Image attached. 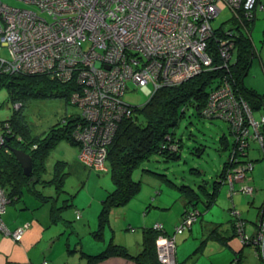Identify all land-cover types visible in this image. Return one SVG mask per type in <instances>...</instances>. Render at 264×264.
Instances as JSON below:
<instances>
[{"label": "built area", "instance_id": "2783aa9c", "mask_svg": "<svg viewBox=\"0 0 264 264\" xmlns=\"http://www.w3.org/2000/svg\"><path fill=\"white\" fill-rule=\"evenodd\" d=\"M19 1L29 6L0 0V43L8 51L7 58L0 61L1 72L46 71L77 82L79 89L69 97V102L80 109L73 135L79 146L78 158L96 170L106 169L107 145L118 122L133 111L122 98L128 82L144 88L149 95L158 87L204 70L227 69L235 56L236 29L223 27L217 32L212 20L228 7L232 13L227 20L236 18L241 30L249 32L245 21H254L257 11H264L263 0ZM213 55L221 59L220 63ZM232 87L227 79L211 90L202 112L230 119L242 141L253 131L264 154V135L259 131L264 116L255 119ZM244 116L252 131L246 127ZM252 167V161L231 167L226 175L230 187L233 174L236 179L246 177L248 182L242 187L249 193L253 189ZM8 202L0 186V230L20 240L23 227L9 229L2 219ZM231 213L238 220L237 234L246 242L249 236L238 219L240 212L232 208ZM195 217L193 212L185 214L176 231L190 226ZM153 227L162 229V222H154ZM250 241L264 264V201ZM175 248L173 235H158L156 253L160 262L175 264ZM40 264L50 263L44 259Z\"/></svg>", "mask_w": 264, "mask_h": 264}, {"label": "trees", "instance_id": "16d2710c", "mask_svg": "<svg viewBox=\"0 0 264 264\" xmlns=\"http://www.w3.org/2000/svg\"><path fill=\"white\" fill-rule=\"evenodd\" d=\"M15 1L20 2L22 6H29L22 1ZM256 19L257 16L252 22L245 21L249 32L241 30L239 20L233 17H230L229 20L226 19L227 26L224 23L216 26L217 32H221L223 27H233L236 29L237 36L235 35L234 38L235 56L229 60L227 69L221 67L207 69L181 82L158 87L141 104L133 105L127 102L133 108V111L131 115L123 117L118 122L117 128L107 145L106 166L112 179V188L107 190L103 199L98 213V226L94 232L100 234V230L102 232L104 225L108 224L109 214L114 211V208L125 204L139 189L140 180L132 177V171L135 166L147 160L153 153L159 154L164 161L181 159L182 139L180 136H176L174 128L178 125L180 118L184 116L185 110L189 107L194 109L193 115L224 120L228 125L229 135L232 137L230 139L226 132L218 137V148L220 151H226V155L223 157L221 165L212 181L202 178L201 182L197 183L196 188L189 183L177 185L181 190L184 200V208L181 212L182 217L189 212L201 214V211L197 208L198 202L203 201L209 207L217 200V196L224 187L225 194L230 199H232L234 192H245L242 186L248 182L247 178L236 179L233 174L232 187H230L226 180V175L231 173L232 168L226 169V167H237L238 164H243L244 166L246 162L252 161L253 167L250 170V175H252L256 160L263 153L259 141L252 135L251 125L247 123L246 116H244L245 124L247 123L246 127L252 132L250 133L251 135L242 141V138H237L236 125L230 119H225L222 116L209 117L204 115L202 110L207 105L210 91L222 85L223 81L229 79L235 96L242 98L246 102L254 118L258 120L261 116H264V114H261L260 117L254 115L255 109L264 105V93L245 83V76L248 74L253 54L255 53L251 33ZM213 56L214 61L220 63L221 59L217 55ZM5 58L7 57H0V61ZM1 85L7 86L9 91L8 99L13 102V113L7 117L0 118V136L3 138V141L0 143V186L4 190L9 202L17 196L22 197L27 191L31 192L36 200L40 199L39 205H41L43 200L45 201L46 197L52 198L51 213L54 214L53 219L55 221L61 220L65 224L70 223L72 219L64 218L62 211L73 205L71 199L76 194V191L71 193L65 188L66 178L71 173L70 167L72 165L66 160L56 159L52 163L53 167L51 168L50 176H45L48 172L47 159L60 141L65 140L74 145L78 144L74 139L73 127L79 119V113L75 115L68 114L61 121L49 125L44 131L35 133L32 125L27 121L25 115L22 114L21 109L19 110V107H15L14 104L19 103V105H22L23 98L28 95L59 96L67 101V103H70L69 97L73 90L79 89V86L74 79L64 80L62 77L51 72L9 73L8 71L1 72L0 67ZM263 126L264 123L261 124L259 131L264 135ZM252 142L255 143V146L252 145ZM199 145L201 146H196L197 150L199 152L204 151V144L200 143ZM11 147L21 148L31 154L33 166L30 175L24 174L20 163L10 150ZM251 149L256 150V156H251ZM78 162L84 168H89L96 172L101 171L87 166L79 158ZM144 169L157 175H162L166 179L164 172L153 171L148 168ZM196 170L199 174L198 168ZM37 183L40 184L38 187ZM251 184L255 193L256 185L252 182ZM45 185L52 186L53 193L45 195L42 190L45 188ZM58 197L60 198L59 202H55ZM232 208H235L233 201L228 207L230 213L229 229L221 230L219 224L205 228L204 223H201L203 229H205V233H203L200 244L193 251L195 254L200 250L204 242L214 235L227 242L230 236L235 233L237 234L236 222L238 220L231 213ZM78 216L79 214H77ZM238 219L244 221L241 215H239ZM197 220L199 218L196 216L190 226L183 228L179 232L175 229L172 233H166L163 227L160 230L153 226L142 227L141 248L136 253H131L124 244L110 240L101 252L97 254H85L87 255V264H95L97 260L110 255L127 256L138 264H164L160 262L156 253V239L158 235H173L175 247H177V233H182L184 229L190 228L192 223ZM256 224L257 218L255 226ZM251 236L247 238L246 242L243 241V243L251 244L255 248V245L250 241ZM240 253L241 250L237 252L234 256L235 258L229 264H242ZM188 257H190V254L183 260L179 261L176 259L175 264H192L187 260Z\"/></svg>", "mask_w": 264, "mask_h": 264}, {"label": "rangeland", "instance_id": "374dc122", "mask_svg": "<svg viewBox=\"0 0 264 264\" xmlns=\"http://www.w3.org/2000/svg\"><path fill=\"white\" fill-rule=\"evenodd\" d=\"M7 2L22 6L20 2L15 0H7ZM231 13L230 8H224L212 20V24L214 26H218L220 23L227 25L226 19L231 16ZM263 14V10L258 11L257 20L254 22L252 28V39L264 31ZM7 56L8 51L6 46L0 43V57ZM248 73L245 79H248L255 86H258L259 89L263 90L260 76L253 71H249ZM127 85L128 88L122 94V98L125 101L133 105L145 102L148 94L144 88L134 87L130 82ZM8 92L7 86H0V118L7 117L13 113V102L8 99ZM22 105L17 106L32 125L35 133L42 132L52 123L55 124V122L61 121L68 114L75 115L80 113L78 106L67 103V101L59 96L28 95L23 98ZM193 111L194 109L190 107L186 109L184 116L180 118L178 125L174 128L176 136H180L182 139L181 159H177L178 161H164L159 154L153 153L147 160L135 166L132 171V177L140 180L139 189L125 204L115 207L114 211L109 214L115 234H117L116 238L123 240L125 246H139L141 244V227L153 226L156 221L163 222L164 229L166 228L168 233L174 232L176 225L181 222V212L184 208L183 196L177 185L189 183L196 188L197 183H200L202 178L212 181V178L215 177L223 157L226 155V151H220L218 148V137L224 132L229 135L228 125L220 118H206L200 115H193ZM258 114L259 112L255 111V116ZM231 137L229 135L230 139ZM200 143L204 144L205 149L199 152L196 146H201L199 145ZM252 145L255 146V143L252 142ZM75 151V145L65 140L60 141L47 159L48 168H50L56 159L70 161L72 162V167L70 169L71 173L66 178L65 188L67 191L74 193L81 181L84 180L86 181V185L88 182V192L90 193L91 187L96 181L93 178L98 177L100 178L99 182L103 186L101 191L104 195L105 191L112 188L110 172L108 170H101L98 173L93 171V178L89 181L86 180L87 169L82 167L78 162H75ZM250 154L251 156H256V150L251 149ZM229 167L231 168V166H227L226 169ZM143 168L164 172L166 179L162 175H157L146 169L143 170ZM189 168H198L199 174L196 169ZM45 177H48V175ZM253 184L256 185V189L260 185L263 187L264 179L260 180L256 178ZM50 191L49 189L47 192ZM99 191L100 188L98 186L92 190L95 195ZM51 193L53 192L51 191ZM82 194L80 193L78 197L81 198ZM252 194H254V188L249 193L234 192L230 200L227 198L228 195L226 196L225 194L224 187L217 196V200L209 207L205 202L199 201L197 208L201 211V214L193 212L199 218L190 227L193 231H190V228H186L182 233H177L176 235V252L177 255L179 253L180 260L190 254L187 260L192 264H229L235 258L234 256L237 254V251L242 250L244 263H261L254 252L253 246L243 243L240 236L236 233L230 236L227 242L214 235L204 242L196 254L193 252L200 244L203 233H205V229H203L201 223H204L205 228L212 227L214 224H219L221 230L230 228L228 207L232 204V201L244 219V231L246 235L251 236L255 231V222L258 215L257 209L262 200V194H259L256 200L252 201ZM72 211L73 207L70 206L64 210L63 215L68 218V215L71 213L68 219H73L74 223L76 219L73 217ZM128 225L130 227L126 228Z\"/></svg>", "mask_w": 264, "mask_h": 264}, {"label": "crops", "instance_id": "0c3cea01", "mask_svg": "<svg viewBox=\"0 0 264 264\" xmlns=\"http://www.w3.org/2000/svg\"><path fill=\"white\" fill-rule=\"evenodd\" d=\"M252 40L255 53L253 54L254 56L249 71H253L260 76L262 80L263 90L259 89L258 86H255L248 79H245V83L248 86L254 87L256 90L263 92L264 31L262 32V34H258V36ZM255 111L259 112L256 117H260L261 114H264V105L256 108ZM75 147V162H78V144L75 145ZM68 163L72 165V162L68 161ZM52 165L53 164H51L50 168H48V172L46 174L48 176H50L51 174V168L53 167ZM86 169V180L89 181L91 178H93V171H96L90 170L89 168ZM105 170H108V167H106ZM251 178L252 179L250 180V182L252 181V183H254L256 178L260 180L264 179V154H261L259 159L256 160ZM93 179H96V181L91 187L90 193L88 192V182L86 185V181L83 180L81 181L79 187L76 189V194L74 195L73 199H71V203L73 204L71 206L73 207V217L76 219L74 223L72 221L73 219H69L70 223L67 224H65L61 220L55 221L53 219L54 214L51 213L52 198L50 197H46L45 201L43 200L41 205H39L40 199L36 200L35 196H33L31 192L27 191L22 197L17 196L12 201L8 202L6 204L4 212L2 213V219L9 229L23 227V234L20 240H14L8 233L0 230V264H40V262L44 259L48 260L50 264H87V255L85 254H97L101 252L105 249L110 240L118 243L123 242L122 244H124L123 240L116 238L117 234H115L114 226L111 223L110 216L108 224L104 225V227L102 228V232L101 230L100 234L94 232V230H96L98 226V213L107 191H105L103 195V192L101 191L103 186L99 182L100 178L97 177ZM39 185L40 184L37 183V187ZM96 186L100 188V191L97 195L92 192V190H94V187ZM261 186L262 185L258 186L255 193L251 196L252 201H254L259 194H262V200L257 209L258 211L264 201V186ZM49 189L53 191V188L50 185H45V188L42 189L45 195L51 193V191L47 192ZM80 193H83L81 198L78 197ZM59 200L60 198L58 197L57 201L55 202H59ZM64 210L62 211V213L64 212ZM76 210H78V212ZM70 214L68 215L69 217ZM77 214H79L78 217ZM162 226L164 229V225ZM129 227V225L128 227L126 226V228ZM133 230L135 231V229ZM164 230L166 233H168L166 228ZM190 231L193 230L191 229ZM140 234L142 238V227L140 229ZM127 248L131 253H136L141 248V244L135 247L128 246ZM239 251L240 250H238L237 252ZM240 254L242 258L241 263L247 264L243 261L242 252ZM175 256L176 259L180 261L179 253L177 255L176 251ZM95 264L138 263L127 256L110 255L103 259L97 260Z\"/></svg>", "mask_w": 264, "mask_h": 264}, {"label": "water", "instance_id": "95a60500", "mask_svg": "<svg viewBox=\"0 0 264 264\" xmlns=\"http://www.w3.org/2000/svg\"><path fill=\"white\" fill-rule=\"evenodd\" d=\"M10 150L14 154L17 161L20 163L24 174L30 175L32 172V166H33L31 154L24 151L21 148H16V147H11Z\"/></svg>", "mask_w": 264, "mask_h": 264}]
</instances>
